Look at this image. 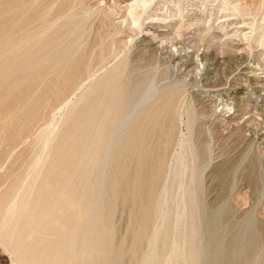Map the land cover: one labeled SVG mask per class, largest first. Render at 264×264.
<instances>
[{"label": "rangeland", "instance_id": "374dc122", "mask_svg": "<svg viewBox=\"0 0 264 264\" xmlns=\"http://www.w3.org/2000/svg\"><path fill=\"white\" fill-rule=\"evenodd\" d=\"M137 1L0 0V172L20 170L28 159L36 130L51 118L60 102L53 76L42 79L47 72L45 68L37 66L33 70L26 62H20L17 43L21 37L39 30L43 22L71 9L77 20L85 10L94 12L91 43L101 39H106L107 45L112 39L141 41L140 46L130 49V66L137 81L146 77L157 56L167 57L168 50L161 47H171L176 57L207 52L220 73L230 74L240 58L245 61L242 66L252 67L255 61L264 66V0H145V6L135 5ZM131 13L142 19L141 32L131 21ZM70 21L61 28L63 33ZM34 54L37 58L39 50H34ZM184 61V69L179 72L188 77L199 73L193 63ZM262 66L254 65L258 79L250 78L252 84L244 82L245 75L238 84L232 81L241 97L247 98L252 93L248 103L228 109L214 97L204 98V111L196 117L195 124L197 170L202 181L196 191L197 206L192 208L193 213L189 209L177 233L174 182L168 177L176 135L156 134L148 128L150 133L147 130V140L141 144L143 157L138 164L132 151L129 155L123 153L120 159V152L116 155L117 152L107 148L114 117L106 119L98 132L99 118L88 122L85 111L73 114L55 141L49 160L57 169H64L52 174L57 185L64 186L71 180L75 184L80 222L73 233L79 258L73 260L70 236L65 235L46 241L42 249L36 245L27 255V261L30 264H69L70 260V264H145L146 260L147 264L150 260L151 264H165L174 240L180 249L176 264H264ZM170 67L161 65L160 71L163 74ZM192 90L197 88L189 89ZM195 104L197 109L202 106L197 101ZM180 129L185 132V126ZM27 136L30 141L24 143ZM166 185L169 193L163 196ZM65 192H70L68 187ZM55 200L53 193H47L41 211L51 209ZM163 202L167 214L160 223L157 212ZM47 233L54 237L55 231L48 227ZM90 248L92 256L87 255ZM4 252L0 246V264H12L9 254Z\"/></svg>", "mask_w": 264, "mask_h": 264}, {"label": "bare ground", "instance_id": "6f19581e", "mask_svg": "<svg viewBox=\"0 0 264 264\" xmlns=\"http://www.w3.org/2000/svg\"><path fill=\"white\" fill-rule=\"evenodd\" d=\"M137 4L145 6V0L143 3L137 1L135 5ZM131 7L134 9V6ZM93 15V11L85 10L84 14L77 20V15L71 9L68 13L57 16L51 21L43 22L39 30H35L32 35L21 37L17 43V56L20 62H26L28 66L33 67V70L37 66L45 68L47 72L42 76V79L53 76L55 92L60 102L51 118L36 130L28 159L21 165L20 170L17 173L6 170L0 172V246L3 251L9 254L12 264H30L27 261V255L32 249L37 246L42 249L41 246L46 241L57 240L60 236L65 235L70 236L73 260L79 258L73 233L80 222L78 220L79 206L75 194V184L71 180L66 182L64 186L57 185L52 179V174L56 170L61 172L64 169H57V166L49 160L55 141L73 114L85 111L86 117L89 116L86 119L88 122H94L99 118L96 127L98 132L105 126L106 119L114 117L112 136L108 143L110 147L107 148L117 152L116 155L120 152L118 154L120 159L123 157V153L127 152L129 155L132 151L133 158H136L138 164L143 157L141 144L147 140V130L149 133L150 129L156 134L161 132L165 136L176 135V148H174L168 165V177L174 182L176 210L174 229L177 233L189 209L193 213L192 208L197 206L195 196L197 188L201 184L202 176L197 170L195 124L196 117L202 115L204 111L202 110L204 98L214 97L222 104L225 103L228 109H235L238 104L248 103L252 93L247 98L241 97L242 93L239 89L237 90L235 85L232 86V83L238 84L242 75H245L244 82L247 85L252 84L250 78L255 81L258 79L254 65H262L258 63L256 65V61L252 63V67H247L242 66L245 62L244 59L238 58L239 61H236L235 68L230 74L220 73L219 70L215 69L216 65L212 61L214 59L211 60L207 52L196 56L194 53L187 54V56L177 55L178 57H176L169 44L170 48L161 47V49L166 48L168 50L167 57H162V54L157 56L156 61L149 69V73L145 75L146 77L137 81L135 80L137 77L135 79L133 77L130 66V49L133 46H140L141 41L136 43L133 39L129 41L112 39L107 45L106 39H101L99 42L93 41L91 43L90 31ZM129 16L133 17L131 21L141 32L142 19L132 13ZM72 19L74 20L70 21ZM68 20L70 21L68 29L63 33L61 28L65 26ZM96 21L98 22V19ZM165 21L167 20L165 19ZM88 25H90L89 28H87ZM113 32L115 33V30ZM36 49L40 52L37 58L34 54ZM179 51L176 49V52ZM193 56L196 57V60ZM183 59L193 63L199 73L188 77L187 74L179 72L184 66ZM164 64L171 67L170 70L162 74L160 66ZM149 66L151 65L149 64ZM200 66H203L202 69H199ZM242 70L244 72L240 74ZM203 87L215 88V90L203 92L201 90ZM190 88H197V90L189 91ZM204 94L208 96H203ZM196 101L198 105H202L201 108H196ZM260 106L263 112V101ZM181 126H185V132L180 129ZM29 141L30 138L25 137L24 143ZM1 169L2 167H0ZM66 187L69 188L70 192H65ZM163 189L164 195H162L167 196L169 186L166 185ZM49 192L54 194L56 200L51 209L41 211V204ZM164 205L166 204L163 202V207L161 206L160 212H157L158 215L160 213L161 219H158L161 221H159L160 223H163L167 214V206ZM158 224L157 226L160 225ZM48 227H52L55 231L54 237L47 233ZM160 227L154 231L155 233L153 232L154 242ZM155 228L153 227V230ZM147 244L149 245V243ZM170 247L171 249L165 258V264H174L180 254L176 241L173 240ZM41 251L43 252V250ZM195 254L197 255V253ZM87 255H93L91 248ZM56 261L58 260L56 259ZM144 262L146 264V260ZM147 264H151L150 260Z\"/></svg>", "mask_w": 264, "mask_h": 264}]
</instances>
